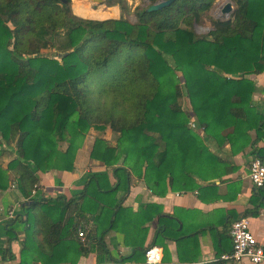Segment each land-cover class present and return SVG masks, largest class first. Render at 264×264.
Returning a JSON list of instances; mask_svg holds the SVG:
<instances>
[{"label":"trees","instance_id":"1","mask_svg":"<svg viewBox=\"0 0 264 264\" xmlns=\"http://www.w3.org/2000/svg\"><path fill=\"white\" fill-rule=\"evenodd\" d=\"M114 2L129 11L123 0L108 6ZM215 2L142 9L132 24L122 17L80 19L71 0H0V158L10 156L6 166L0 159V192L14 184L23 203L34 202L17 219L24 226L19 264H78L92 251L97 264L143 263L148 247L129 239L130 217L150 207H122L133 178L159 195L198 189L192 176L201 174L192 166L218 159L202 134L233 148L258 132L263 119L251 106V76L264 70V0H231L234 14L198 36L193 25ZM91 129L118 135L114 146L95 138L89 154L112 169L114 184L107 173L94 174L75 198L35 200L38 174L74 171ZM108 231L124 235L130 256L109 257ZM176 231L174 224L163 234L173 238ZM152 245L161 246L158 236ZM13 257L0 248L1 260Z\"/></svg>","mask_w":264,"mask_h":264},{"label":"crops","instance_id":"2","mask_svg":"<svg viewBox=\"0 0 264 264\" xmlns=\"http://www.w3.org/2000/svg\"><path fill=\"white\" fill-rule=\"evenodd\" d=\"M218 1L223 2L216 0ZM86 4L92 7L90 0H86ZM104 8L108 10V6L105 5ZM112 9H116L118 13L114 19H120L118 5L113 6ZM251 79L254 83L251 106L263 119V125H260L258 132L256 130L248 132L247 139L242 137L233 148L229 144L219 145L214 138L202 134L204 144L210 153L220 160L205 159L197 166H192L194 171L197 169L196 172L201 174V178L197 175L192 176V182L198 185V189L172 192L168 188L164 195H159L153 193L143 179L136 177L128 187L122 207L133 212H137L140 207H150L141 214L130 217L132 227L129 230L131 232L129 239L132 242L144 243L143 246L146 248L153 246L158 236L161 246L154 247L162 251L161 264H216L221 254L231 250L228 229L234 220L240 218L248 219L251 233L264 249V196L262 195L264 191L255 190L248 177L251 161L258 156L264 158V150L260 146V143L264 142V70L260 74L251 76ZM182 107L186 108L184 98ZM90 132L104 139L111 146L115 145L118 137L109 129L102 132L91 129ZM231 132L232 128L222 132V135ZM94 140L90 142L84 140L85 143L76 155L74 171L52 170L39 173L37 190L33 198L35 200L75 198L81 193L88 178L99 173H107L109 183L113 185L112 169L89 159ZM242 145L244 146L241 147ZM7 162L2 163L3 166H6ZM175 177L178 181L182 180L180 172H176ZM189 184L193 183L189 182ZM123 196L124 192H119L117 198L121 199ZM23 201L17 189L9 187L0 192V248L10 251L14 256L13 259H0V264H19L24 226L21 220L17 221V219L22 214ZM9 211H13L15 216L13 224L7 220ZM84 224L82 222L81 226ZM174 224L177 225V231L173 238L165 236L163 231ZM7 225L15 233L16 240L10 241ZM103 242L109 257L114 261L128 257L133 252V249L125 244L122 233L108 231L103 237ZM78 264H97L96 252L92 251L82 257ZM241 264L251 263L245 259Z\"/></svg>","mask_w":264,"mask_h":264},{"label":"built area","instance_id":"3","mask_svg":"<svg viewBox=\"0 0 264 264\" xmlns=\"http://www.w3.org/2000/svg\"><path fill=\"white\" fill-rule=\"evenodd\" d=\"M190 127L195 128V124L190 123ZM260 146L264 150V142L260 143ZM248 177L255 190L264 191V158L258 156L251 161ZM10 187L11 189H16L14 184H11ZM34 195L35 191H33L32 197ZM7 220L9 222L15 220L13 211L7 213ZM77 235L80 242H86V232L83 228H78ZM228 235L231 240V250L221 254L217 259V263L241 264L245 259L251 264H261L264 262V249L251 233L247 218L234 220L228 229ZM162 260L161 249L151 246L145 250L143 263L128 262L125 264H161Z\"/></svg>","mask_w":264,"mask_h":264},{"label":"rangeland","instance_id":"4","mask_svg":"<svg viewBox=\"0 0 264 264\" xmlns=\"http://www.w3.org/2000/svg\"><path fill=\"white\" fill-rule=\"evenodd\" d=\"M124 1V4L127 5L128 7V12L127 13H122L121 12V9H120V5L117 4L116 2L113 3L112 7L113 6H116L118 5L119 9H120V13H121V16L120 18H124L126 19L127 21H129L130 23L134 24L137 22L138 18H139V13L142 9H146L149 5H150V2L148 0H123ZM224 1V0H223ZM231 1V0H230ZM216 3V2H215ZM220 3V1H219ZM104 5L108 6V3H105ZM102 5V6H99L98 10H105V6ZM214 5V4H213ZM219 5V4H218ZM90 7V6H89ZM111 6H108L107 9H112ZM213 7V6H212ZM210 8V10L206 13H204L199 21L198 24H194L193 25V30L195 31V33L198 35V36H204L206 35L210 30L213 29V26H212V23L213 21H217V20H224L225 18H219V17H216V15L214 14L215 13V10L217 9V6L215 8ZM71 11L72 13L73 10H72V0H71ZM97 11V10H96ZM74 15V14H73ZM231 16V15H230ZM230 16L228 17V19L230 18ZM77 17V16H76ZM79 18V17H78ZM82 19V18H80ZM86 20V19H84ZM96 21V20H95ZM47 56L49 57H55V58H58V55L57 54H54L52 52H49L47 51L45 53ZM170 61V60H169ZM170 65L173 66V63L170 61ZM180 91H182V89H180ZM184 94V93H183ZM182 100L181 99L180 103H181V107H182ZM183 108V107H182ZM91 131V130H90ZM88 132L87 133V137L85 138V140L88 142L94 140L96 137L95 134L91 133V132ZM96 131V130H94ZM99 132H102V131H99ZM85 143V142H84ZM83 143V144H84ZM64 147V145H62ZM10 156L8 155H5L4 157L0 158L1 159V162L3 164H5L7 161H9L10 159ZM121 193V192H120ZM118 196V194H117Z\"/></svg>","mask_w":264,"mask_h":264},{"label":"water","instance_id":"5","mask_svg":"<svg viewBox=\"0 0 264 264\" xmlns=\"http://www.w3.org/2000/svg\"><path fill=\"white\" fill-rule=\"evenodd\" d=\"M112 1L113 0H90L92 5H94V6H102L105 3H109V2H112ZM175 1L176 0H159L156 3H154V4H150L146 8V12L150 13V12L160 11L163 8L170 6ZM216 6H217V9L215 11L219 12V16H216V17L225 18L224 20H227L228 17L230 15H233L234 12H235V5L230 0H225L222 3H219V1H218V2L214 3L212 8H215ZM66 55H67V53H65L62 56H66ZM33 203H34L33 201L24 202L22 204V207L28 206V205H32Z\"/></svg>","mask_w":264,"mask_h":264},{"label":"bare ground","instance_id":"6","mask_svg":"<svg viewBox=\"0 0 264 264\" xmlns=\"http://www.w3.org/2000/svg\"><path fill=\"white\" fill-rule=\"evenodd\" d=\"M72 9L75 16L86 20L103 21L107 19H114L118 16L116 9L93 11L86 4V0H72ZM215 15L219 16V12L217 11Z\"/></svg>","mask_w":264,"mask_h":264},{"label":"flooded vegetation","instance_id":"7","mask_svg":"<svg viewBox=\"0 0 264 264\" xmlns=\"http://www.w3.org/2000/svg\"><path fill=\"white\" fill-rule=\"evenodd\" d=\"M98 7H99V6H94V5H92L91 9H92L93 11H96V10H98Z\"/></svg>","mask_w":264,"mask_h":264}]
</instances>
